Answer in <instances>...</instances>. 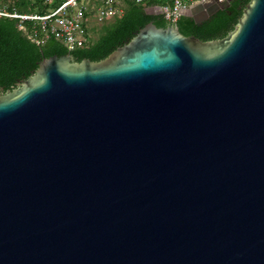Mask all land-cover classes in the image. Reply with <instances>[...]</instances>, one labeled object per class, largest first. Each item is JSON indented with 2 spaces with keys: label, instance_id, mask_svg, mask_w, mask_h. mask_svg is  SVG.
<instances>
[{
  "label": "water",
  "instance_id": "obj_1",
  "mask_svg": "<svg viewBox=\"0 0 264 264\" xmlns=\"http://www.w3.org/2000/svg\"><path fill=\"white\" fill-rule=\"evenodd\" d=\"M0 264H264V0L224 38L150 21L0 94Z\"/></svg>",
  "mask_w": 264,
  "mask_h": 264
},
{
  "label": "trees",
  "instance_id": "obj_2",
  "mask_svg": "<svg viewBox=\"0 0 264 264\" xmlns=\"http://www.w3.org/2000/svg\"><path fill=\"white\" fill-rule=\"evenodd\" d=\"M62 1L8 0L13 2V7L18 11L39 13H48ZM122 2L125 12L121 17L100 22H107L104 24L103 33L94 41L90 37L87 46L74 49H69L52 36L44 44L38 45L28 37L27 32L18 27L17 20L0 18V87L4 92L18 87L37 69L38 63L43 58L54 54L70 53L76 61L84 58L92 61L104 59L150 21L158 27L177 24L184 35H193L203 41L224 38L235 28L249 0H236L199 23L189 16H180L176 22H172L162 13H149L147 7L136 0H122ZM144 2L148 7H163L172 5L173 0H144Z\"/></svg>",
  "mask_w": 264,
  "mask_h": 264
},
{
  "label": "built area",
  "instance_id": "obj_3",
  "mask_svg": "<svg viewBox=\"0 0 264 264\" xmlns=\"http://www.w3.org/2000/svg\"><path fill=\"white\" fill-rule=\"evenodd\" d=\"M136 1L148 7L144 0ZM194 1L173 0L172 5L160 8L161 13L176 22L181 16L180 10ZM124 12L122 0H63L48 13L18 11L8 0H0V18L17 20L18 27L27 32L32 41L42 45L52 36L69 49L88 45L87 23L91 18L102 22L121 17Z\"/></svg>",
  "mask_w": 264,
  "mask_h": 264
},
{
  "label": "rangeland",
  "instance_id": "obj_4",
  "mask_svg": "<svg viewBox=\"0 0 264 264\" xmlns=\"http://www.w3.org/2000/svg\"><path fill=\"white\" fill-rule=\"evenodd\" d=\"M195 1H197V0H195ZM152 8L154 9V7H152ZM25 12H29V11H25ZM105 23H107V22L100 23V22L95 21L93 18H91V20L88 22V31H89L88 35H89V38L91 37L92 41L97 39L103 33V31H104L103 27H104Z\"/></svg>",
  "mask_w": 264,
  "mask_h": 264
},
{
  "label": "flooded vegetation",
  "instance_id": "obj_5",
  "mask_svg": "<svg viewBox=\"0 0 264 264\" xmlns=\"http://www.w3.org/2000/svg\"><path fill=\"white\" fill-rule=\"evenodd\" d=\"M236 0H221L219 2V9L223 8V7H228L231 3H234ZM240 8V7H239ZM6 92V91H5ZM3 90L0 91V94H4L5 93Z\"/></svg>",
  "mask_w": 264,
  "mask_h": 264
}]
</instances>
